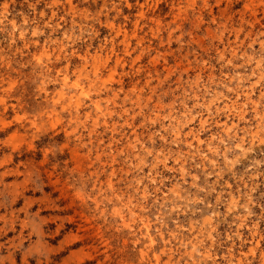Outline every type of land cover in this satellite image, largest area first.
<instances>
[{
    "label": "clouds",
    "instance_id": "clouds-1",
    "mask_svg": "<svg viewBox=\"0 0 264 264\" xmlns=\"http://www.w3.org/2000/svg\"><path fill=\"white\" fill-rule=\"evenodd\" d=\"M60 3L0 0V120L11 109L9 124L31 118L50 135L57 118L88 129L78 145L86 166L68 195L131 245L125 264H264V42L248 55L221 31L180 57L187 66L174 77L118 100L102 65L81 57L69 66L75 49L26 51L41 35L38 21L61 28L48 23L55 12L45 18L36 6ZM63 30L71 43L89 40ZM136 80L130 74L122 87Z\"/></svg>",
    "mask_w": 264,
    "mask_h": 264
},
{
    "label": "rangeland",
    "instance_id": "rangeland-1",
    "mask_svg": "<svg viewBox=\"0 0 264 264\" xmlns=\"http://www.w3.org/2000/svg\"><path fill=\"white\" fill-rule=\"evenodd\" d=\"M142 4L144 0H61L54 7L37 5L45 18L55 12L48 23L58 21L61 28L38 21L41 35L26 51L75 49L78 55L69 66L81 57L85 64L90 58L94 66L102 65L101 80L115 85L111 94L119 100L137 86L169 73L174 77L176 66H187L180 57L199 51L205 39L221 31V41L240 42V52L248 55L259 52L264 42V0H222L219 5L207 0V7L200 0L191 6L184 0H158L143 9ZM15 7L19 11L21 6ZM64 28L89 40L82 46L79 40L71 43ZM130 74L137 80L122 87ZM101 98L107 102L103 93ZM7 112L11 115L0 120V264H125L131 245L123 246L111 228L91 219L88 207L74 204L68 195V186H75L86 166V149L78 145L87 139L88 129L57 118L50 120L49 127L58 129L50 135L31 118L9 124L17 114Z\"/></svg>",
    "mask_w": 264,
    "mask_h": 264
}]
</instances>
